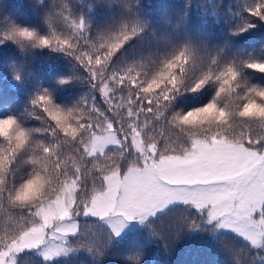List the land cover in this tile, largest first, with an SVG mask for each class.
<instances>
[{
    "label": "snow or ice",
    "instance_id": "obj_1",
    "mask_svg": "<svg viewBox=\"0 0 264 264\" xmlns=\"http://www.w3.org/2000/svg\"><path fill=\"white\" fill-rule=\"evenodd\" d=\"M154 7L0 0L24 97L0 90V264H142L188 233L264 264V0Z\"/></svg>",
    "mask_w": 264,
    "mask_h": 264
},
{
    "label": "trees",
    "instance_id": "obj_2",
    "mask_svg": "<svg viewBox=\"0 0 264 264\" xmlns=\"http://www.w3.org/2000/svg\"><path fill=\"white\" fill-rule=\"evenodd\" d=\"M33 0H6L9 9L19 16H26L29 13V6ZM193 4L199 0H192ZM148 5H154L153 11H159L161 5L183 4L184 0H145ZM179 11V9H177ZM46 62H51L46 58ZM39 65V59L33 61ZM7 80L0 79V90L13 101L14 106H19L24 100L22 94L18 96L16 89L13 88V77L11 71V61H8ZM8 107L11 104L6 105ZM25 162L21 160L18 164V170L23 171ZM143 256L142 264H212L216 259L224 258V253L218 245L210 242L209 238L203 234H183L178 239L173 240L167 249L158 243H148L142 241ZM127 251L119 246L111 251L105 258L106 264H126ZM74 264H92V258L86 253H81L75 260Z\"/></svg>",
    "mask_w": 264,
    "mask_h": 264
}]
</instances>
